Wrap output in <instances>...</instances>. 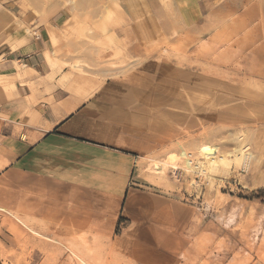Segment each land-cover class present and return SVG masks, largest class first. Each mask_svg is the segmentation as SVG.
<instances>
[{"label":"crops","instance_id":"obj_1","mask_svg":"<svg viewBox=\"0 0 264 264\" xmlns=\"http://www.w3.org/2000/svg\"><path fill=\"white\" fill-rule=\"evenodd\" d=\"M230 1L174 3L185 31H197L210 13L238 0ZM1 3L0 16L3 9L14 18H0V206L58 237L96 236L132 264H176L198 243L197 198L181 201L140 181L138 163L196 127L198 95L216 86L198 82L186 67L188 54L178 44L183 35L156 51L162 29L171 30L148 0H127L117 20L93 0ZM81 25L90 32L76 41ZM210 34L200 48L218 66L231 45L214 47L218 35ZM106 38L107 56L116 58L99 57L97 44ZM240 201L209 225L212 264H250L256 256L249 247L264 246V195Z\"/></svg>","mask_w":264,"mask_h":264},{"label":"rangeland","instance_id":"obj_2","mask_svg":"<svg viewBox=\"0 0 264 264\" xmlns=\"http://www.w3.org/2000/svg\"><path fill=\"white\" fill-rule=\"evenodd\" d=\"M80 1L75 0V3ZM93 1L110 17L108 20H117L116 11H124L127 2ZM148 1L154 9L158 5L156 10L165 13L166 25L171 30L166 34L162 29L163 37L155 42L154 49H167L168 45L177 43L178 35H183L178 44L181 52L188 54L186 67L198 73V82L216 86L213 91L204 86L200 91L203 95H198L196 127L188 129L181 138L179 135L171 136L164 149L141 158L138 178L162 194L175 195L181 201L197 198L195 204L202 214H199L198 243L190 252L180 256L176 264H212L210 257L216 247L212 246L214 238L209 225L217 218L216 215L235 203H241L240 200H253L264 195V0H238L236 3L231 0L234 5L218 7L204 23L198 25L197 31L195 28L185 31L182 11L180 8L178 11L174 0L170 5H165V0ZM3 11L6 14L4 20L10 22L14 17ZM240 11L245 12L243 19L237 17ZM22 27L26 29L24 25ZM29 32L32 36V31ZM88 32L89 28L81 25L72 38L82 41L84 33ZM210 33L213 37L218 35L214 47L222 50V47L232 46L230 55L220 54V67L212 54L204 53L200 48L204 41L202 36ZM108 45L107 38L106 42L97 44L102 49L99 53L101 59L116 58V55L107 56ZM235 46L237 54L233 49ZM189 57L193 60L190 61ZM172 60L179 62L178 58ZM247 153L253 157L247 174L241 172L243 161L229 167L218 161L221 156L232 160L233 156L241 154L243 157ZM214 159L215 162L211 163L210 160ZM173 168H179L176 175L172 173ZM228 180H235L233 182L240 187L224 188L223 181ZM107 244L96 236L69 234L68 237H58L45 230L41 222L21 219L0 206V264H74L78 261L76 252L87 264H132L114 254ZM249 249L256 256V260L250 258V264H264V246Z\"/></svg>","mask_w":264,"mask_h":264},{"label":"bare ground","instance_id":"obj_3","mask_svg":"<svg viewBox=\"0 0 264 264\" xmlns=\"http://www.w3.org/2000/svg\"><path fill=\"white\" fill-rule=\"evenodd\" d=\"M166 1V0H165ZM168 1H170V0H168ZM167 1V2H168ZM162 2V1H161ZM1 16H0V18H2L3 20L5 19V12L3 11V9H2V12H1ZM251 15V14H250ZM0 22H2V20L0 21ZM252 31V30H251ZM256 32V31H255ZM27 35V34H26ZM25 35V36H26ZM28 36V35H27ZM25 39H23V41H24ZM19 41V40H18ZM20 41H22L21 39H20ZM234 41H237V40H234ZM233 41V42H234ZM235 44H236V42H234ZM23 44V43H22ZM21 44V45H22ZM19 45V44H18ZM231 45V44H230ZM232 45H233V43H232ZM237 45V44H236ZM232 47V46H231ZM235 47H237V46H235ZM18 48V47H17ZM233 50V49H232ZM235 51V50H234ZM230 52V51H229ZM236 52V51H235ZM232 53V52H231ZM230 54V53H229ZM236 54H237V52H236ZM231 55H233L232 57L233 58H235L236 56L234 55V54H231ZM236 59V58H235ZM48 60H49V62H50V57L48 56ZM237 62V61H236ZM238 63V62H237ZM19 71V70H18ZM21 71V70H20ZM18 73V72H17ZM22 73V72H21ZM25 73V72H24ZM20 74V73H19ZM20 76H22V75H20ZM242 140V139H241ZM239 153V152H238ZM248 154V153H247ZM250 154V153H249ZM244 155L243 157H242V155L241 154H239L238 156H233L234 157V159H227L226 157H219V159H218V161H220L221 162V164H223L225 167H229L231 164H239L240 163V161H243L242 163V167H241V172L243 171L244 173H246L247 174V172H248V170H249V163L251 162V159L253 158L251 155ZM190 157H192V156H190ZM197 159V158H196ZM195 159V160H196ZM190 161V160H189ZM188 161V162H189ZM192 161V160H191ZM193 162V161H192ZM197 162H198V160H197ZM210 162L211 163H214L215 162V159L214 160H210ZM196 163V162H195ZM165 165H166V163H164ZM187 164V163H186ZM192 164H194V163H192ZM199 164V163H198ZM188 165V164H187ZM197 165V164H196ZM251 165V164H250ZM193 166H195V165H193ZM198 166V165H197ZM200 166V165H199ZM166 167V166H165ZM190 168V167H189ZM192 168V167H191ZM203 168V167H202ZM174 169V168H173ZM181 169V168H180ZM192 169H194V168H192ZM196 169V168H195ZM204 169V168H203ZM203 169L201 170L200 168H199V171L201 170V171H203ZM178 170H179V168L178 169H174L173 170V172L172 173H174V175H176L177 173H178ZM182 170V169H181ZM183 170H185V169H183ZM187 171V170H186ZM190 171H192V170H190ZM176 172V173H175ZM196 172V171H195ZM194 171H193V173H195ZM190 173V172H189ZM192 173V174H193ZM197 173V172H196ZM205 173V172H204ZM205 181V180H204ZM238 206H239V203L237 204ZM236 205V206H237ZM235 205H234V207H236ZM223 214V213H222ZM221 214V215H222ZM222 217V216H221ZM224 217V216H223ZM226 217V216H225ZM234 217L232 216V217H230V218H228V221H225V222H227V223H230L231 221H232V219H233ZM221 219V218H220ZM219 219V220H220ZM218 220V221H219ZM223 220V219H222ZM224 223V222H223ZM226 223V224H227ZM260 221L258 220L257 222H254V223H252L253 224V226H252V228L254 229V231L251 229V234H252V239H254L253 241H256V239H257V237H258V233H259V228L261 227L260 226ZM263 231V234H262V239L264 240V229L262 230ZM33 234V233H32ZM245 234V233H244ZM249 237V236H248ZM226 242V241H225ZM256 242H252V246L255 244ZM264 243V242H263ZM221 244V243H220ZM218 245V244H217ZM224 248V247H223ZM250 248V247H249ZM253 248V247H252ZM71 249L72 248H70V251H71ZM221 249H222V247L221 248H218L217 249V251L218 252H220L221 251ZM73 253H75L74 251H72ZM241 252H243V251H241ZM246 252V251H245ZM213 253V252H212ZM240 253V252H239ZM76 254V255H75ZM74 255H75V257L77 258V262L76 263H74V264H87V263H85L78 255H79V253L78 252H76ZM241 254V253H240ZM243 254V253H242ZM236 255V254H235ZM244 255V254H243ZM247 255H249L248 253H245V255L244 256H247ZM241 255H239V257H240ZM251 256V255H250ZM237 257H238V255L236 256V258L234 257V259H237ZM248 256H247V259H245V260H247L248 261ZM251 258V257H250ZM84 259V258H83ZM243 259V258H242ZM241 259L239 258V261H240ZM74 261V260H73ZM234 261V260H233ZM237 261V260H236ZM236 261H235V263H236ZM242 261V260H241ZM240 261V262H241ZM244 261V260H243ZM242 261V262H243ZM249 261H250V259H249ZM75 262V261H74ZM240 262H238V264L240 263ZM88 263H89V261H88ZM234 263V262H233ZM234 263V264H235ZM71 264V263H70ZM90 264V263H89ZM231 264V263H230ZM241 264V263H240ZM247 264V263H246Z\"/></svg>","mask_w":264,"mask_h":264},{"label":"built area","instance_id":"obj_4","mask_svg":"<svg viewBox=\"0 0 264 264\" xmlns=\"http://www.w3.org/2000/svg\"><path fill=\"white\" fill-rule=\"evenodd\" d=\"M242 173H243V171H242ZM233 181H235V180L223 181L224 188H226V187H240V185L237 186L236 182H233ZM191 197H193V196H191Z\"/></svg>","mask_w":264,"mask_h":264}]
</instances>
